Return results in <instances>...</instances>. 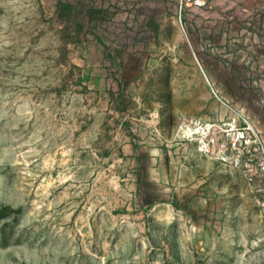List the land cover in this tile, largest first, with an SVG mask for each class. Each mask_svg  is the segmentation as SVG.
Here are the masks:
<instances>
[{"label":"rangeland","instance_id":"obj_1","mask_svg":"<svg viewBox=\"0 0 264 264\" xmlns=\"http://www.w3.org/2000/svg\"><path fill=\"white\" fill-rule=\"evenodd\" d=\"M211 85L264 133V0H0V264H264Z\"/></svg>","mask_w":264,"mask_h":264},{"label":"built area","instance_id":"obj_2","mask_svg":"<svg viewBox=\"0 0 264 264\" xmlns=\"http://www.w3.org/2000/svg\"><path fill=\"white\" fill-rule=\"evenodd\" d=\"M187 1L177 0L180 17ZM211 89L227 113L182 120L176 134L211 162L236 172L264 214V133L240 105L225 100L212 85Z\"/></svg>","mask_w":264,"mask_h":264},{"label":"crops","instance_id":"obj_3","mask_svg":"<svg viewBox=\"0 0 264 264\" xmlns=\"http://www.w3.org/2000/svg\"><path fill=\"white\" fill-rule=\"evenodd\" d=\"M210 1H218V0H194V8H198V11L199 9H201L202 5L205 3V2H210ZM225 1V0H223ZM228 1H243V0H228ZM245 1V0H244ZM249 1H255V0H249ZM244 10V11H243ZM246 8H243L242 11H240L239 9L237 10V13L236 15H241L243 14L244 12H246ZM238 16H232V15H229L230 18L234 17V18H238ZM236 21H231V23H234Z\"/></svg>","mask_w":264,"mask_h":264}]
</instances>
